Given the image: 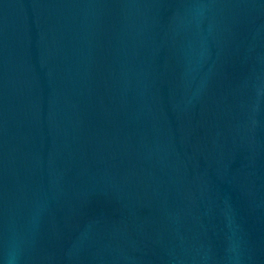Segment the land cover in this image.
Masks as SVG:
<instances>
[{
	"label": "water",
	"instance_id": "obj_1",
	"mask_svg": "<svg viewBox=\"0 0 264 264\" xmlns=\"http://www.w3.org/2000/svg\"><path fill=\"white\" fill-rule=\"evenodd\" d=\"M0 264H264V0H0Z\"/></svg>",
	"mask_w": 264,
	"mask_h": 264
}]
</instances>
